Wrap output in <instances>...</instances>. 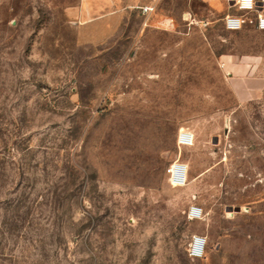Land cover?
<instances>
[{
    "label": "rangeland",
    "instance_id": "374dc122",
    "mask_svg": "<svg viewBox=\"0 0 264 264\" xmlns=\"http://www.w3.org/2000/svg\"><path fill=\"white\" fill-rule=\"evenodd\" d=\"M143 2L177 32L143 31ZM79 3L0 0V264H264V32L205 0H112L120 30L85 42Z\"/></svg>",
    "mask_w": 264,
    "mask_h": 264
},
{
    "label": "crops",
    "instance_id": "0c3cea01",
    "mask_svg": "<svg viewBox=\"0 0 264 264\" xmlns=\"http://www.w3.org/2000/svg\"><path fill=\"white\" fill-rule=\"evenodd\" d=\"M137 1H145V0H134V2ZM211 9L214 12L218 13H224V16L226 14H235V15H242L245 12L239 10L237 6L235 5L236 0H205ZM259 4V8L262 9V12L264 13V0H257ZM144 3V2H143ZM154 3H144L141 4V6L150 5ZM261 4V6H260ZM95 9V11L93 10ZM139 13L146 19L141 29L143 31H153L155 29L163 30L164 32H177V25L174 22H169L167 19L159 22L158 24H151L148 21V17L151 13L147 14L144 13L140 6L138 7ZM234 10V11H233ZM260 12V9L258 10ZM257 12L250 13V15H255ZM68 15L70 18L76 23L77 29L80 34V38H82L85 42H102L104 40H107L108 38L113 37L117 32L120 30L122 26V22L119 21L121 12L116 9H114L112 0H80L79 5H73L68 7ZM248 15V14H247ZM223 16V17H224ZM222 17V21H223ZM185 19L189 21L190 16L185 15ZM192 18L191 20H193ZM196 20V19H195ZM207 24H204V21H196L194 23H191L190 21L185 23L186 26H188L190 29L194 27H201V24L208 25L209 21H207ZM248 23L243 24L242 28L237 30H228L224 26L223 27L230 31V32H239L243 30L246 26H248ZM253 28L256 30L264 32V30H261L256 27L254 23H251ZM182 31V30H180ZM184 31V30H183ZM225 58V65L230 69V75H232L234 69H236L237 62L242 61L241 59L236 60V55H224ZM232 78V88L234 90L235 95L239 99H245L249 94H251V91L249 90V84L250 81L248 79H238L234 76V74L231 76ZM260 92H264V77H260ZM179 135V134H178ZM178 142V137H177ZM180 147L182 146H189V145H183L179 144ZM192 145V144H190ZM178 161V160H177Z\"/></svg>",
    "mask_w": 264,
    "mask_h": 264
},
{
    "label": "built area",
    "instance_id": "2783aa9c",
    "mask_svg": "<svg viewBox=\"0 0 264 264\" xmlns=\"http://www.w3.org/2000/svg\"><path fill=\"white\" fill-rule=\"evenodd\" d=\"M235 5L237 8L243 12L242 15L226 14L223 17L224 26L228 30H237L242 28L243 24L247 22L254 23L257 28L264 30V13L262 9L259 8L257 0H236ZM261 6V4H260ZM140 9L144 13H151L155 9V5H145L140 6ZM260 9V12L258 10ZM257 12L255 15H251L248 18H244L245 15ZM191 23L196 22L195 19L190 20ZM208 22H204L207 24ZM194 137L192 133L188 131H180L178 135L179 144L190 145L193 144ZM168 172L170 174V182L172 185L183 186L188 180V169L185 163L175 161L169 168ZM202 214V208L198 206H192L189 215L191 218L198 217ZM206 239L200 235L194 234L192 242L189 246V254L192 257H201L205 252Z\"/></svg>",
    "mask_w": 264,
    "mask_h": 264
},
{
    "label": "bare ground",
    "instance_id": "6f19581e",
    "mask_svg": "<svg viewBox=\"0 0 264 264\" xmlns=\"http://www.w3.org/2000/svg\"><path fill=\"white\" fill-rule=\"evenodd\" d=\"M193 136V135H192ZM194 137V136H193ZM187 166V165H186ZM187 169H188V166H187ZM173 186H176V185H173Z\"/></svg>",
    "mask_w": 264,
    "mask_h": 264
},
{
    "label": "water",
    "instance_id": "95a60500",
    "mask_svg": "<svg viewBox=\"0 0 264 264\" xmlns=\"http://www.w3.org/2000/svg\"><path fill=\"white\" fill-rule=\"evenodd\" d=\"M215 140H216V142H217V138H216Z\"/></svg>",
    "mask_w": 264,
    "mask_h": 264
}]
</instances>
